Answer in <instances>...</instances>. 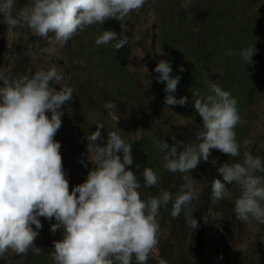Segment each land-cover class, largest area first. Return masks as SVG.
<instances>
[{
  "label": "rangeland",
  "instance_id": "1",
  "mask_svg": "<svg viewBox=\"0 0 264 264\" xmlns=\"http://www.w3.org/2000/svg\"><path fill=\"white\" fill-rule=\"evenodd\" d=\"M26 2L16 0V7ZM103 30L128 36V44L117 51L114 42L97 46L95 36ZM253 45L255 54L246 64L239 52ZM229 50L236 55L226 56ZM160 60L169 61L171 75L181 77L172 95L188 97L185 106L166 105V83L158 82L159 74L154 71ZM52 65L64 76L62 86L74 90L73 98L62 106V126L54 137L62 145L70 191L84 182L92 167L87 159V136L102 124L103 140L98 143H106L108 132H119L132 144L129 168L139 177L150 167L160 177L158 186L141 188L142 199L158 195L160 189L175 195L184 183L183 175L199 181L195 184L199 198L193 201L199 222L196 230L187 225L183 213L173 219L170 204L160 209L159 259L168 264H264V225L236 219L233 200L213 202L211 198L212 181L222 180L218 168L240 158L213 149L208 161L201 160L190 174L173 173L163 167L164 152L157 147L165 141L182 151L185 144L196 142L202 121L192 106L197 98L192 92L198 90L206 97L212 94L210 82H216L237 100L245 121L235 129L241 154L250 150L264 158V0H147L124 21L109 19L90 26L63 48L51 34L44 39L26 28L9 30L0 22V71L13 78L29 68L34 73ZM55 87L59 90L60 86ZM108 101L117 105L113 117L104 108ZM245 140H251V145L245 146ZM226 186L234 197L238 194L235 185ZM40 219L42 228L32 227L39 232L35 244L44 250L42 254L9 253L0 258V264H53L49 253L54 251L53 242L62 240V232H51L54 219ZM147 264H158V258L150 257Z\"/></svg>",
  "mask_w": 264,
  "mask_h": 264
},
{
  "label": "clouds",
  "instance_id": "2",
  "mask_svg": "<svg viewBox=\"0 0 264 264\" xmlns=\"http://www.w3.org/2000/svg\"><path fill=\"white\" fill-rule=\"evenodd\" d=\"M147 0H27L17 8L16 0H0V15L9 30L26 28L33 35L47 39L63 48L74 36L95 24L109 19L124 21L139 11ZM128 36L113 30H103L95 36L97 46L112 43L117 51L128 44ZM254 45L240 50L239 56L251 63ZM226 56L236 53L229 50ZM184 71L183 66L179 69ZM154 71L158 82H165L166 105L185 106L188 97L177 99L181 77L172 76L171 63L160 60ZM64 76L58 66L9 78L0 71V258L12 253L26 256L30 251L41 255L44 251L35 244L42 228L41 217L51 221V232H62V240L54 241L49 253L53 264H147L150 257L158 264L161 229L157 217L161 208L171 205V217L183 213L189 227L199 226L194 217L193 201L199 195L191 175H183L175 195L164 189L158 195L142 199L141 188L151 189L160 184V177L145 167L139 177L129 166L133 164L132 144L119 132L107 133L103 140L98 124L87 136V159L92 167L84 182L69 190V180L63 168L61 143L56 141L62 126V106L73 98V89L62 86ZM59 85V90L55 87ZM212 94L197 97L192 104L202 121L196 132V142L178 146L162 141L163 167L169 172L190 174L201 160L208 161L213 149L240 158L239 162H224L218 168L222 180L211 184L213 202L233 200L236 219L245 223L264 225V158L250 150L241 154L236 127L242 120L237 100L230 91L210 82ZM117 105L108 101L104 108L113 117ZM141 130H138V133ZM139 134L137 135V139ZM245 140V146L251 145ZM83 163V160L81 161ZM216 163L215 160L212 161ZM87 167V165H85ZM143 177L141 182L140 177ZM226 185H235L238 194Z\"/></svg>",
  "mask_w": 264,
  "mask_h": 264
}]
</instances>
